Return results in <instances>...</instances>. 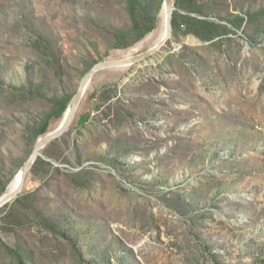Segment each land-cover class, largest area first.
<instances>
[{
  "label": "rangeland",
  "instance_id": "obj_1",
  "mask_svg": "<svg viewBox=\"0 0 264 264\" xmlns=\"http://www.w3.org/2000/svg\"><path fill=\"white\" fill-rule=\"evenodd\" d=\"M180 1L173 12L225 34H172L150 57L94 73L68 131L41 150L49 174L29 172L17 197L30 201L0 214V264H16L5 248L16 242L29 264H264V0ZM161 13L123 48L127 0H0V189L55 101L98 61L155 45ZM9 211L23 224L2 226Z\"/></svg>",
  "mask_w": 264,
  "mask_h": 264
},
{
  "label": "trees",
  "instance_id": "obj_2",
  "mask_svg": "<svg viewBox=\"0 0 264 264\" xmlns=\"http://www.w3.org/2000/svg\"><path fill=\"white\" fill-rule=\"evenodd\" d=\"M180 0H176L175 4L178 6ZM162 2L157 7L155 12H152L148 5H146L141 0H127V9L132 19V26L129 29H121L117 30L115 33L116 46L117 47H129L139 40H141L145 35L150 33L158 24V12L161 8ZM192 13H199L201 15L200 7L197 5L196 9H191ZM239 22H242V19L238 17ZM227 29L226 25L215 23L209 21L208 19H204L199 17L198 15L192 16L190 14L186 15H178L173 12L172 15V34L173 36H186V35H194L200 41H211L217 37H220L225 34ZM193 40V37H190ZM219 44H223L219 42ZM102 93V91H101ZM95 95H91L90 99L94 98ZM72 96H64L57 99L54 103V107L45 115L44 119L40 122L37 129L34 132V135L37 137L39 135H44L47 133L49 126L55 120L61 118L67 109L69 102L71 101ZM88 114L81 118V123L85 122L88 118ZM48 166V167H47ZM50 163L39 156L35 160L34 164L31 167L30 173L33 176L39 174L41 167L43 176H47L50 172ZM79 174V173H78ZM77 173L75 174V176ZM42 176V177H43ZM74 176V175H70ZM76 185L78 187H88L90 188L87 181L77 182ZM5 192V186L0 189V196ZM31 195H26L24 197H17L15 202H21L23 200L30 201ZM7 203L0 208V214L6 208ZM43 222L49 231L58 233V225L54 219L43 218ZM4 227H17L22 225L17 219H15L12 215V211L7 212L2 217ZM4 227L2 229H4ZM59 234H64L60 233ZM5 248L10 256L16 261V264H29L31 260V254L27 251L25 247L22 246L21 243L16 242L12 246L5 244ZM77 253V250L75 251ZM79 253H77V256ZM82 261H85L82 259ZM85 264L88 262L85 261Z\"/></svg>",
  "mask_w": 264,
  "mask_h": 264
},
{
  "label": "water",
  "instance_id": "obj_3",
  "mask_svg": "<svg viewBox=\"0 0 264 264\" xmlns=\"http://www.w3.org/2000/svg\"><path fill=\"white\" fill-rule=\"evenodd\" d=\"M174 4H175V0H163L162 9L163 8L167 9V18H166V23H165L166 30H165V34L162 37V39L158 41L155 45L150 47L148 50L142 53H139L137 55H134V56H128V57L118 59V60L98 61L84 74L75 94L73 95L71 101L69 102L67 109L65 110L63 114V118L60 124L54 130L44 135H39L37 137V140L34 144V147L30 155L27 157V159L25 160L24 164L22 165L20 169L19 183L17 187L14 189L13 192L11 193L5 192L4 194L0 196V208L19 195L24 185V182L26 180V177L31 170L32 165L34 164L37 157L41 155V150L51 141L62 136L66 131H68L71 125V122L73 120V117L75 115V112L79 106V103L95 72H97L98 70L104 69V68H109V67L132 65L136 62H139L143 59L150 57L154 53H157L169 42V40L172 38V15H173V10H174ZM198 42L201 43L200 40H198Z\"/></svg>",
  "mask_w": 264,
  "mask_h": 264
},
{
  "label": "bare ground",
  "instance_id": "obj_4",
  "mask_svg": "<svg viewBox=\"0 0 264 264\" xmlns=\"http://www.w3.org/2000/svg\"><path fill=\"white\" fill-rule=\"evenodd\" d=\"M166 18H167V9L163 8L162 9V13H161V29L158 33V39L159 41L162 39V37L164 36L165 34V30H166ZM128 57V56H127ZM60 124V123H59ZM19 183V174H17L15 176V178L12 180V182L10 183V185L8 186V190L6 193H11L14 191V189L17 187Z\"/></svg>",
  "mask_w": 264,
  "mask_h": 264
}]
</instances>
